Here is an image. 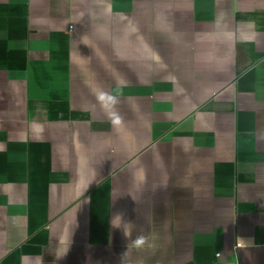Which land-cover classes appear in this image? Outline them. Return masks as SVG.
<instances>
[{"label": "crops", "instance_id": "0c3cea01", "mask_svg": "<svg viewBox=\"0 0 264 264\" xmlns=\"http://www.w3.org/2000/svg\"><path fill=\"white\" fill-rule=\"evenodd\" d=\"M0 264H264V0H0Z\"/></svg>", "mask_w": 264, "mask_h": 264}, {"label": "built area", "instance_id": "2783aa9c", "mask_svg": "<svg viewBox=\"0 0 264 264\" xmlns=\"http://www.w3.org/2000/svg\"><path fill=\"white\" fill-rule=\"evenodd\" d=\"M70 27H72V25ZM216 255L219 257L221 255V252H217Z\"/></svg>", "mask_w": 264, "mask_h": 264}]
</instances>
